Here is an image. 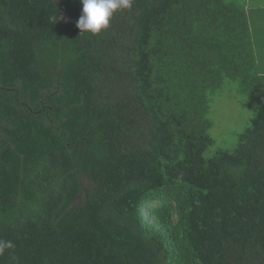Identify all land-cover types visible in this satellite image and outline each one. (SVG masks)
<instances>
[{
	"label": "trees",
	"instance_id": "1",
	"mask_svg": "<svg viewBox=\"0 0 264 264\" xmlns=\"http://www.w3.org/2000/svg\"><path fill=\"white\" fill-rule=\"evenodd\" d=\"M245 0H0V264H264V46ZM252 114L213 144L211 96Z\"/></svg>",
	"mask_w": 264,
	"mask_h": 264
},
{
	"label": "rangeland",
	"instance_id": "2",
	"mask_svg": "<svg viewBox=\"0 0 264 264\" xmlns=\"http://www.w3.org/2000/svg\"><path fill=\"white\" fill-rule=\"evenodd\" d=\"M231 1L241 4L242 0ZM245 6L249 9L253 6L262 7L260 12H263L264 0H245ZM211 98L209 117L213 121V127L210 129L213 144L209 151L212 152L218 148L232 150L236 146L238 135L250 124L252 118L247 108L246 97L241 93L238 82L226 79Z\"/></svg>",
	"mask_w": 264,
	"mask_h": 264
},
{
	"label": "clouds",
	"instance_id": "3",
	"mask_svg": "<svg viewBox=\"0 0 264 264\" xmlns=\"http://www.w3.org/2000/svg\"><path fill=\"white\" fill-rule=\"evenodd\" d=\"M83 5L82 15L76 27L81 32L97 35L106 30L114 14L132 6V0H80ZM13 248L8 241H0V256H3L7 249Z\"/></svg>",
	"mask_w": 264,
	"mask_h": 264
},
{
	"label": "crops",
	"instance_id": "4",
	"mask_svg": "<svg viewBox=\"0 0 264 264\" xmlns=\"http://www.w3.org/2000/svg\"><path fill=\"white\" fill-rule=\"evenodd\" d=\"M262 7L247 8L249 26L251 28V38L253 41H259L258 43L264 45V11L260 12ZM262 15V16H258Z\"/></svg>",
	"mask_w": 264,
	"mask_h": 264
}]
</instances>
